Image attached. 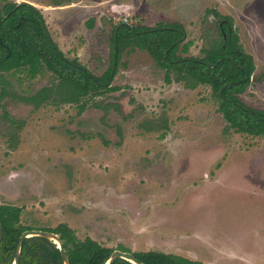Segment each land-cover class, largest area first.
I'll list each match as a JSON object with an SVG mask.
<instances>
[{
	"label": "rangeland",
	"instance_id": "obj_1",
	"mask_svg": "<svg viewBox=\"0 0 264 264\" xmlns=\"http://www.w3.org/2000/svg\"><path fill=\"white\" fill-rule=\"evenodd\" d=\"M11 1L33 4L63 55L96 75L111 65L118 22L146 34L130 37L120 53L109 83L117 88L83 96V108L21 98L56 82L47 70L32 78L2 73L9 84L0 97V203L21 206L20 221L33 229L65 222L78 239L113 249L264 264V134L230 128L209 84L186 85L175 70L167 81L139 45L151 34L145 26L179 39L168 28V0ZM179 3L174 18L186 32L172 42L173 55H205L220 41L218 17L201 25L198 17L210 8L229 12L254 66L236 96L264 111V0Z\"/></svg>",
	"mask_w": 264,
	"mask_h": 264
},
{
	"label": "trees",
	"instance_id": "obj_2",
	"mask_svg": "<svg viewBox=\"0 0 264 264\" xmlns=\"http://www.w3.org/2000/svg\"><path fill=\"white\" fill-rule=\"evenodd\" d=\"M223 27L225 28V24ZM157 30L160 31L154 34L153 32ZM149 31L150 36L144 37L145 43L142 40L139 45L146 47L151 56L158 61L157 64L165 68L167 81L169 72L175 70L177 78L186 79V85L192 87L196 83L209 84L212 95L219 99L218 109L230 128L252 135L264 134V111L245 106L236 96L250 81L249 75L254 66L249 54L236 50L234 32L231 39L229 33H226L225 39L220 42L223 46L217 45V49L207 51L206 57L202 61H197L194 58L174 56L177 43L172 42L176 39L166 35L164 29L159 27ZM141 33L146 34L144 31L136 32L134 26L126 22L116 24L111 37V65L102 75H96L75 59L70 60L63 55L51 40L42 14L33 4L26 1L3 0L0 8V97L6 93L9 84L2 73L23 72L32 78L42 70H47L54 75L56 82L21 98L33 102L34 105L52 99V102L57 100L75 102L79 108H83L87 102V98L83 96L117 88L109 83L111 75L116 70L120 53L131 44L130 37ZM225 54H229L233 62L224 58ZM207 62L213 65L210 66ZM237 64H241V67ZM227 81L232 82L230 87L224 86ZM21 210V206L0 203V264L12 263L20 233L33 228L20 221ZM36 229L52 231L59 235L69 264H103L113 250L89 237L78 239L74 230L65 222L52 228ZM117 249L127 250L119 247ZM132 253L145 264H200L198 260L171 252L146 250ZM18 264H63V261L59 249L51 240L33 235L23 239ZM112 264L133 263L117 258Z\"/></svg>",
	"mask_w": 264,
	"mask_h": 264
},
{
	"label": "flooded vegetation",
	"instance_id": "obj_3",
	"mask_svg": "<svg viewBox=\"0 0 264 264\" xmlns=\"http://www.w3.org/2000/svg\"><path fill=\"white\" fill-rule=\"evenodd\" d=\"M162 1L164 2V0H162ZM180 1L181 0H168V3L172 7V8L169 9L171 11L169 13H170V17H171L172 20H169L171 22L168 23L169 24L168 28L169 29H173V28L174 29H177V31L180 33V37H179L178 40H180L182 37H184L185 32H186L185 28L178 26V23H180V20H176L174 18L175 16H178V15H176V13L178 14V12L179 13L182 12L181 7L179 6V5H181L179 3ZM205 12L206 11H204L203 13H201V16L198 17V19H197L198 25H201L204 22V20L210 22L211 19H212V17H214V15H216L218 17V20L216 22V27L215 28H217L218 33L220 34V41H219L218 44H213L212 43L209 47L203 48V53H205V55H203L201 57H196V58L193 57V58L195 60H197V61H199V60L202 61L206 57L207 51L209 52L213 48L217 49V47H218L217 45H220V42L225 39L226 33H229V38L230 39L232 38L233 35H235V37H233V38L235 39L234 40V43H235V45L237 47L236 50L237 51L242 50L241 45L239 44V36H238L239 35L240 26H239V23H237V24L235 23L234 16L231 15V14H229V12L228 13L220 14V12H218L215 8H210L208 12H206V13ZM173 23H175V26H173ZM223 24H225V28L223 27ZM163 25L166 26L167 24H163ZM153 28H157V27H154V26H151V27H146L145 26L144 27V29H146V30H151ZM178 29L179 30L182 29V30L179 31ZM233 32H234V34L232 35ZM178 40H176L175 42H177ZM187 42L189 43V41H187ZM220 46H223V44H221ZM246 54H249V53H246ZM181 58H191V57H181ZM224 58H228V59H230L231 62H233V60H231V56L229 54H225L224 55ZM219 60H220V58L218 59V61ZM207 63H211V62H207ZM237 65L241 67V64H237ZM245 76H247V74ZM249 77H250V75H249ZM224 86H225V83H224Z\"/></svg>",
	"mask_w": 264,
	"mask_h": 264
},
{
	"label": "water",
	"instance_id": "obj_4",
	"mask_svg": "<svg viewBox=\"0 0 264 264\" xmlns=\"http://www.w3.org/2000/svg\"><path fill=\"white\" fill-rule=\"evenodd\" d=\"M208 65L212 66L213 63H208ZM231 84V81H228L225 83V86L229 87ZM42 236L45 237L49 240H51L56 247L59 249V252L62 257L63 264H69V258L68 255L64 249L62 240L60 239L59 235L55 232L52 231H47V230H42V229H26L23 230L18 238L15 251H14V256L11 264H18V259H19V253L20 249L22 246L23 239L29 236ZM0 237H1V224H0ZM117 258H123L128 260L129 262L133 264H145L138 260L132 252L130 251H125V250H120V249H113L109 257L106 259V261L103 264H112Z\"/></svg>",
	"mask_w": 264,
	"mask_h": 264
}]
</instances>
